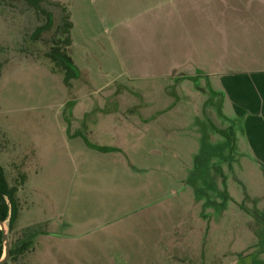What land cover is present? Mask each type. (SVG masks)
Wrapping results in <instances>:
<instances>
[{
  "label": "rangeland",
  "instance_id": "obj_1",
  "mask_svg": "<svg viewBox=\"0 0 264 264\" xmlns=\"http://www.w3.org/2000/svg\"><path fill=\"white\" fill-rule=\"evenodd\" d=\"M162 1L41 0L54 22L37 38L42 15L24 0L0 2V163L27 209L19 225H30L16 222L9 244L36 233L7 264H198L193 251L168 250L190 222L215 224L210 243L221 231L222 249L252 243L239 226L247 210L264 219V16L261 26L234 19L244 1ZM69 2L68 53L80 71L66 85L46 53ZM139 112L155 117L150 126L129 118ZM232 133L223 203L212 163Z\"/></svg>",
  "mask_w": 264,
  "mask_h": 264
},
{
  "label": "trees",
  "instance_id": "obj_2",
  "mask_svg": "<svg viewBox=\"0 0 264 264\" xmlns=\"http://www.w3.org/2000/svg\"><path fill=\"white\" fill-rule=\"evenodd\" d=\"M2 0H0L1 2ZM29 4H33V6L40 10L41 12H43L44 14L48 15L49 17V13L47 11H45L44 9L40 8L39 5V0H26ZM50 19L48 21V24L50 23ZM68 27L71 28L72 27V23L69 21L67 23ZM67 30V29H65ZM70 38H68V40L66 42H70ZM49 57L52 58V62L54 67L56 68L55 71H59V72H63L64 73V83L67 85H69V80L71 78H76L78 76V71L79 69L77 68L76 64L73 62L72 58L66 53V50H62V49H58L56 47H54L51 52H49ZM197 73H202L200 71H196ZM203 74V73H202ZM199 75V74H197ZM188 79H194V76H189ZM206 83H209L208 81H206ZM209 91L212 93L211 94V98L212 97H216L219 99L218 105L220 106L221 102L223 101V95L221 94V92L213 90L212 88L209 87ZM71 115V114H70ZM69 115V116H70ZM69 120L67 117H65V121ZM70 123V120H69ZM68 123V124H69ZM231 124L235 125L236 123V118L231 120ZM238 125V124H237ZM224 133V132H222ZM231 138L228 137L229 141L227 144L224 145V152L221 153L219 152V156L218 160L216 162L212 163V167L213 170L215 171V173H217L219 176H214V178H217V180H220L224 185L222 187H218V194H222V198H224V200L222 201L224 203L225 201V197H227V193L226 190L223 189L225 188V184L227 182V178L229 176V174L224 173L225 169L223 168L224 163H228L230 165L231 162L233 160L234 157V153L233 151L236 150V143L235 141L237 140L235 135L232 133L231 134ZM206 136H204L203 138H205ZM92 147H95L99 150H104V151H115L118 150L115 147H111V146H101V145H96V144H89ZM228 150V152H227ZM235 152V151H234ZM229 168V167H228ZM230 171L233 170L232 168H229ZM23 178V176H22ZM202 183L204 184V186H207L208 189H212L215 188L214 186H208L210 183L211 178L207 177V175H201L199 176L196 180L202 179ZM195 188L198 187L199 185L196 183L194 184ZM19 191H20V187L17 183H11L8 179H7V173L5 168L3 167V165L0 163V220H6L7 219V224H8V228L9 231H14L15 228V224L16 222H18V226L22 227L25 225H29V224H24V225H19V218L22 214V211L25 208H22L20 205V199H19ZM196 192V191H195ZM199 193L196 192L195 195H198ZM205 194V193H203ZM211 199H209L208 197H206V202H210ZM235 200V198H234ZM236 204L237 203V200ZM35 204V203H34ZM34 206V205H33ZM238 206L240 207V204H238ZM224 207H220L219 210L223 209ZM27 210V209H25ZM205 209H203V214H204ZM251 215L249 216L251 218L249 221L251 224H249V230L251 229V232L254 230V234L251 233L252 237H255V239H257L258 241H262L264 240V219L260 218L259 215L256 213V211L254 210H247ZM220 214V212H219ZM190 215V214H189ZM191 216V215H190ZM186 217V216H185ZM217 217H219V215H217ZM190 219V218H188ZM191 226L192 229V233H191V238L196 239V243L197 245H199L200 248L205 247L206 245V228L203 229L201 226H197V224H188V226ZM30 226V225H29ZM28 228V226L26 227ZM189 227L187 229H185V231H183V235L184 233L187 234V237L190 236L189 233ZM36 235L35 232H31L28 233L27 235H25V237H23L22 239H15L12 243H10V259H16L18 256L24 254V252L29 248V245L31 244V239L33 238V236ZM199 240V241H198ZM199 248V250H200ZM204 250V248H203ZM3 252V247H2V234H1V230H0V257L2 255ZM204 253V252H203ZM205 254V253H204ZM187 258V257H186ZM199 264L203 263L205 260L204 255L202 254L201 256H199ZM192 261V260H191ZM4 264H7L4 263Z\"/></svg>",
  "mask_w": 264,
  "mask_h": 264
},
{
  "label": "crops",
  "instance_id": "obj_3",
  "mask_svg": "<svg viewBox=\"0 0 264 264\" xmlns=\"http://www.w3.org/2000/svg\"><path fill=\"white\" fill-rule=\"evenodd\" d=\"M163 1H165V0H163ZM228 1H231V0H228ZM236 1L238 3H239V1H244L246 5L243 7V9H240L238 6L237 12L239 14L235 17L234 16H231V17H234V19H238L241 16H247L248 20H250V19L254 20L255 25L261 26L260 17L264 16V9H262V6H264V0H236ZM226 2H227V0L224 1V3H226ZM158 4H160V3H158ZM158 4H157V6L154 5L149 10H153L155 7H160V5H158ZM236 7H237V5H236ZM261 28L262 27H259V31H260L259 33L264 35V29H261ZM220 32H223V34L220 33L221 36H223V35L225 36V29L220 30ZM187 64L193 65L195 68L199 67V63L196 62L195 60H192V61L190 60ZM196 69H198V68H196ZM245 73H252V72H250V71L240 72L241 75H244L243 79L251 81L250 79H248L246 77L247 74H245ZM225 75H228V74H224L223 76H225ZM148 124L150 125V122ZM162 128H164V125L162 126ZM263 180H264V175H263ZM187 209H190V214H191L193 211V208L192 207L185 208V210H187ZM183 214H184V216H186L184 211H183ZM221 221H222V219H221ZM247 221H249L248 218H246V220H244L243 224L240 225L241 227L239 226V234H240L239 236H243V239L245 237H249L252 240L249 242H252V243L245 245V246H240V248L237 250L231 249V247L233 245H229V244H228L229 248L222 249V247L224 246L223 243H225V241H223L224 235L222 234L221 231H220V233L214 235V239L218 238L216 246H214V245H212V243H210V239H211V237H213V231H214L215 224L214 225L208 224L206 227V245H205V247L200 248L199 245H197V243H196V239L193 240V238H191L192 229H191V226L189 225L188 227H189V231H190L189 232L190 236H188V237H187V235L183 236V231H182V233L179 234V236L182 235V237H179V238L174 237V239H172L171 241H175L176 245L174 247H169L168 250H173L176 247L179 250L175 249L173 251H180V252L182 251L183 254H185L186 252L193 251L195 258H199V256H201L203 254L205 257V260L203 263H200V264H211V263L215 264L216 262H217L216 264H242L243 261L246 260V258L250 259V263H249V261L247 262L249 264H264V261H263V259H264V243L260 247L261 241H258L257 239H255V237L251 236V233L254 234L255 231L253 230L251 232V229L249 230V224H251V223L247 222ZM189 222H190V220H189ZM176 231L179 232L181 230L177 229ZM199 248H200V250H199ZM203 248H204V250H203ZM261 249H262V251H261ZM161 250H162V247H161ZM258 250H260V251L258 252ZM175 256L178 257L177 255H174V257ZM191 256L192 255H189L190 258H191ZM184 257H187V254ZM191 263H193V261H191ZM195 264H197V263H195ZM198 264H199V262H198Z\"/></svg>",
  "mask_w": 264,
  "mask_h": 264
},
{
  "label": "flooded vegetation",
  "instance_id": "obj_4",
  "mask_svg": "<svg viewBox=\"0 0 264 264\" xmlns=\"http://www.w3.org/2000/svg\"><path fill=\"white\" fill-rule=\"evenodd\" d=\"M24 1H26V0H24ZM40 1L41 0H39V5H40ZM27 2V1H26ZM28 3V2H27ZM29 4V3H28ZM73 4V2H69V9H68V11L66 10V8H62V10H63V15H62V20H61V23L58 25V27H57V30L59 31V39H57V40H54V39H52V45H51V47H50V49L48 50V52L46 53V55H47V58L50 60V62H52V58H50L49 57V52H51V50L54 48V47H56V48H58V49H62V50H66V53L70 56V54L68 53V47H69V45H70V42H66L67 40H68V38H70V34H71V28H69L68 27V25H67V23L70 21L71 23H72V25H73V22L71 21V5ZM30 6H32L35 10H36V12L37 13H39L40 15H42L44 18H45V22L43 23V24H41V25H37L36 27H35V31H33L32 32V36H34L35 38H37L36 36H39L42 32H44L43 30H48L49 28H51L52 27V25H53V22H54V17H53V14H52V12H50L49 10H47V9H45L44 7H42L41 5H40V8H42V9H44L45 11H47L50 15H49V17H48V15H46V14H44L43 12H41L40 10H38V9H36L34 6H33V4H29ZM49 19L51 20L50 21V23L48 24V21H49ZM65 29H67V30H65ZM33 37V39H35ZM71 57V56H70ZM74 62V61H73ZM52 64H53V62H52ZM77 66V65H76ZM77 68L79 69V67L77 66ZM197 70V69H196ZM79 71H80V69H79ZM79 71H78V76H79ZM57 73H60L61 75H62V78H64V73L61 71V72H59V71H57ZM77 76V77H78ZM189 76H194L193 75V73L190 75V74H187L186 76H184V79L185 78H187L188 79V77ZM76 77V78H77ZM71 79H74V78H71ZM70 79V80H71ZM70 80H69V82H70ZM63 82H64V79H63ZM206 83V82H205ZM208 85V87H210V88H212V86L210 85V82L209 83H206V86ZM197 86H195L194 87V89L196 88ZM213 89V88H212ZM214 90V89H213ZM130 91V90H129ZM131 92V91H130ZM143 98V97H142ZM144 99V98H143ZM69 102H71V100H69ZM114 109H116V107L114 108ZM111 113L110 111H104V113H105V115H107V113ZM114 113V112H113ZM140 113L142 114V113H144V112H139L138 114L136 113V115H134V116H131L130 114H129V118L130 119H135L136 120V122L137 123H141V122H143L142 124V126H145V123L147 122V123H149L150 122V120H152V119H155V117H151V116H145V117H139L140 116ZM69 114V113H68ZM112 114V113H111ZM147 114H149V112H147ZM72 115V114H71ZM113 115V114H112ZM156 115L157 116H159V115H161V110H157L156 111ZM107 117V116H106ZM127 117H128V115H127ZM65 119V118H64ZM128 119V118H127ZM126 118H124L123 120L124 121H126L127 120ZM81 120V119H80ZM117 120H119V118L117 119ZM66 122V121H65ZM71 123V122H70ZM70 123L68 124V128L66 129V130H69L70 128H71V126H70ZM83 122H82V120H81V124H82ZM158 124L160 125L161 124V122H158ZM81 126V125H80ZM79 126V127H80ZM150 126V125H149ZM82 127V126H81ZM80 127V128H81ZM76 128V127H75ZM80 128H76V132L74 133V135H79V134H82L81 133V131H80ZM77 130H79V131H77ZM96 145H98V144H96ZM100 145V144H99ZM102 146V145H101ZM111 147H115V148H117L118 150H115L116 152H121L122 154H126L125 153V151H124V149L122 148V147H120V146H111ZM112 152H114V151H112ZM45 235H46V233H45ZM50 235V234H49ZM33 237H35V235L33 236ZM35 253V252H34Z\"/></svg>",
  "mask_w": 264,
  "mask_h": 264
},
{
  "label": "water",
  "instance_id": "obj_5",
  "mask_svg": "<svg viewBox=\"0 0 264 264\" xmlns=\"http://www.w3.org/2000/svg\"><path fill=\"white\" fill-rule=\"evenodd\" d=\"M0 230L2 234V247L3 252L0 257V264L9 263L10 260V244H9V238H8V224L7 219L6 220H0Z\"/></svg>",
  "mask_w": 264,
  "mask_h": 264
}]
</instances>
